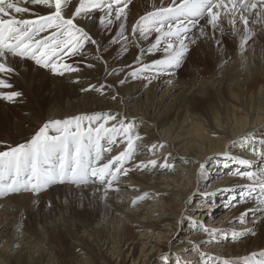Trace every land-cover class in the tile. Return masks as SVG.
Returning <instances> with one entry per match:
<instances>
[{"label": "bare ground", "instance_id": "1", "mask_svg": "<svg viewBox=\"0 0 264 264\" xmlns=\"http://www.w3.org/2000/svg\"><path fill=\"white\" fill-rule=\"evenodd\" d=\"M78 3L79 0H71L65 10L66 14L70 15ZM160 4L161 0H133L127 9L126 23H131L132 26L138 18ZM26 6L39 14L49 12L42 6ZM97 15L98 12H94L92 20L87 21L88 30L100 44L99 55L108 56L115 46H107L106 42L110 37H104L103 34L105 31L110 34L115 29V24L106 30L100 26ZM24 18L34 17L25 14ZM78 22L85 23L84 20ZM257 28L264 30V24H257ZM118 32L119 25L114 33L115 37ZM139 46L132 56L125 55L126 52L120 49L113 58L103 57L107 61L108 71L115 70L119 73L108 75L104 63L96 59L95 46L88 45L85 50L87 59L78 57L75 62L82 69L80 72L51 78L54 86L51 88L47 111L43 114L30 111L22 120L11 114H0V126L4 130L0 139L4 138L9 146H16L29 141L48 121L84 114L118 113V119L126 117L127 120L137 121V130L143 140L139 143L136 161L157 159L163 162L167 157L174 169L162 170L158 166L151 171L132 172L128 177L122 178L118 185L122 190L119 193L110 192L106 201L100 199L101 193H96L93 197L94 186L75 189L69 185H53L46 192L50 194V199H54L55 204L58 203V208L40 220L30 219L36 205L33 200H37L31 193L0 198V264H114L112 262H117L118 259L119 264H123L129 257L133 259L132 264H177L178 261H182V264H198L200 251L204 250L209 251L205 253L213 257L231 260H240L253 252L264 250V245L261 247L264 236L258 232L250 245L247 241L233 246L231 243L222 244L226 241L223 238L217 243L207 244L205 241L208 237L188 219L192 213L184 212L186 208L197 212L195 218L191 216L192 219L228 233L234 228L247 225L255 229L259 226V223L252 222V213L248 211L257 208V200L248 196L247 192H244L246 199H241L243 185L248 183L246 179L237 188H222L232 189L231 191L215 189L208 197L205 195L209 188L212 189L217 184L212 182L234 184L240 179V176L236 179L238 170H248L232 160H225L222 156L224 152H228L233 158L250 160L253 170L264 167V161L252 152V147L259 149L260 145L242 147L239 143L241 137L249 133H254L257 139L264 137V48L259 49L258 57V53L255 55L250 48L241 54L237 45V48L232 47L228 51L225 49L226 57H223L214 50V46L210 48L199 43L192 48L196 50V54L204 56L199 62H204L206 56H209L207 60L212 67L201 73L205 76L211 72L209 79L199 78L198 74L193 75L192 72L187 78L181 79L176 72L175 76L165 74L153 79L147 87L143 85L146 81L131 79L128 81L130 84L127 82L120 85L119 80L141 67L142 61H150L152 58L153 54L148 53L151 44L144 42ZM137 56H142V59L137 61ZM87 62L96 67L86 68ZM8 63L18 73L11 76L18 88H4L0 92H26L28 83L25 75L38 79L41 74H47H44L45 70L42 68H37L34 72L31 61L9 57ZM28 63H31L32 68ZM18 70L25 75H21ZM218 77L221 80H217ZM76 79H79V83L73 82ZM169 80L172 81L171 84ZM102 85L111 86L104 88L103 95L96 91ZM186 85L189 86L187 90L184 88ZM89 86L95 87L89 91L82 90ZM143 93L145 100H142ZM113 95L117 96L115 100L112 99ZM15 103L16 106L12 108L17 107L18 102ZM0 104L4 108L9 107L1 101ZM18 108L17 111H22ZM42 115L44 119L34 128L26 130L19 124L21 121L34 124ZM160 143L167 147L153 156L148 147ZM122 147L123 145L120 149L114 148L111 155L117 154ZM200 164L209 165L203 177L198 175ZM133 187L138 191H134ZM145 192L150 194V198L132 207L131 200ZM217 193L223 198L216 203L210 196ZM189 199L196 203L189 204ZM241 203L245 204L240 205ZM219 205L223 208L224 205H230V208L224 215L215 218ZM246 212L250 223L241 225V214ZM262 217L264 219V216L260 219ZM182 223L190 234L185 232L179 241L187 243L185 247L182 246L183 249L191 248L193 251L188 262L179 255L178 249L164 255L168 253L167 245ZM88 237H94L93 250L86 246ZM61 240H67L68 246L64 249V254L60 255L58 253L62 249L58 252L56 247L59 244L56 246V243L62 242ZM135 240L143 241L139 244V255L136 246L138 242L134 244ZM131 246L132 252L126 256L124 251ZM178 246L179 243L175 247Z\"/></svg>", "mask_w": 264, "mask_h": 264}, {"label": "snow or ice", "instance_id": "2", "mask_svg": "<svg viewBox=\"0 0 264 264\" xmlns=\"http://www.w3.org/2000/svg\"><path fill=\"white\" fill-rule=\"evenodd\" d=\"M70 2L0 0V76L18 75L16 69L9 66V57L31 61L53 76L78 73L82 69L75 63H69L66 58L80 57L86 60L88 45L95 46L96 59L104 63L108 75H119L115 70L108 71L107 61L99 55L100 44L88 30L87 21L92 20V14L96 11L101 13L99 24L106 30L114 21H120L119 32L111 43H121V50L127 52L129 37L125 35V26L127 9L132 0H79L74 11L67 15L65 10ZM26 5L42 6L49 12L39 14ZM253 12L256 19H252ZM25 14L34 18H24ZM78 18L85 23H79ZM257 23L264 24V0H170L167 5L161 0L159 7L154 6L152 11L142 15L132 25L131 31L133 43L136 39H149L155 33L148 53L162 52L163 58L143 64L118 83L123 85L129 79L144 80L147 87L161 75L175 76L176 70L199 41L212 40L217 45V52L220 51L219 46L226 34L225 25L231 35L238 38V48L242 54L256 35L252 25ZM136 46L139 47L138 44ZM141 59L142 56L136 57L137 61ZM85 67L93 69L96 65L87 62ZM73 82L79 83V79ZM169 83L172 81L169 80ZM12 87L8 80L0 78V89ZM93 87L82 90L89 91ZM105 87L111 86L102 85L96 91L103 95ZM22 95L20 91L0 92V100L15 103ZM116 98V95L112 96V99ZM118 116V113H93L48 121L29 141L0 151V198L27 193L38 197L53 185H69L75 189L94 186L93 197L101 193L100 199L106 201L110 192L119 193L122 190L118 185L122 178L132 172L151 171L158 166L162 170L174 169L167 157L163 162L157 159L137 162L139 143L143 140L137 130V121L127 120L126 117L118 119ZM239 143L242 147L260 145L259 149L252 147V152L264 161V137L257 139L254 133H249L241 137ZM121 145L122 150L111 155L114 148L120 149ZM166 147L163 143L151 144L148 151L155 156ZM222 156L248 169L236 175L248 181L243 185L241 199H246L244 192H247L248 196L257 200V208L248 211L252 213V222L258 224L260 217L256 215L257 209L264 215V167L253 170L252 162L248 159L233 158L228 152L222 153ZM204 172L205 165L200 164L198 175L203 177ZM133 190L138 191L134 187ZM149 198V193H142L131 200V206L135 207ZM37 203L34 199L33 204ZM188 203L191 204L192 200L189 199ZM247 216V212L241 214V225L247 224ZM189 221L208 237L205 241L207 244L217 243L221 238L237 241L247 235H256L255 228L245 227L242 231L233 229L228 233L209 228L202 221L192 218ZM198 264H264V250L240 260L213 257L200 251Z\"/></svg>", "mask_w": 264, "mask_h": 264}, {"label": "rangeland", "instance_id": "3", "mask_svg": "<svg viewBox=\"0 0 264 264\" xmlns=\"http://www.w3.org/2000/svg\"><path fill=\"white\" fill-rule=\"evenodd\" d=\"M133 1V0H132ZM170 2V0H163V3L165 4V5H167L168 3ZM156 7V6H155ZM98 12V15H97V18L99 19V15H101V13L99 12V11H96V13ZM145 15V14H144ZM139 19V18H138ZM137 19V20H138ZM252 19H256V16H255V12H253V16H252ZM78 20L80 21V20H82V19H79L78 18ZM203 23V22H202ZM114 24H115V26H114V30L109 34H107L106 33V31L104 32V37H106V36H108V38L110 37V39L108 40V42H106V45L107 46H115V48H113L112 49V51L110 52L109 51V55L108 56H103V57H105L106 59L108 58V57H111V58H113L114 56H116L118 53H119V51H120V49H121V43H117V44H113V43H111V40L115 37V30H116V32H117V29H118V25H120V21H114ZM131 23H126V26H125V35H127L128 37H129V44H128V51L125 53V55H129V54H131V56L132 55H134L135 53H136V49L137 48H139V47H137V46H135L134 47V45L136 44L137 45V43H138V45L139 44H141L142 45V43H144L145 42V44H151L152 42H154V40H155V33H153L152 34V36L149 38V39H136V41H135V43H133L132 42V40H133V37H132V26L130 25ZM257 24H261V23H257ZM257 24H254V25H252V27H253V29L256 31V35L253 37V39L251 40V41H249V43H248V45H246V49L245 50H247L248 48H250V50H252V52L256 55L257 53H258V57H259V54H260V52H259V49L260 48H264V30H261V29H258L257 28ZM261 25H263V24H261ZM117 27V28H116ZM225 27H226V34L223 36V38H222V43L223 44H221L219 47H220V51L219 52H217V45L215 44V42L214 41H212V40H203V41H199L198 42V44L200 43V44H202V45H204V46H207V47H210V48H212L213 46H214V50L217 52V53H219L220 55H222L223 57H226V53L224 52L225 51V49L228 51V49L229 50H231L230 48H232V47H235V48H237V45H238V43H239V41H238V38L237 37H234V36H232L231 35V33H230V29H228L227 28V26L225 25ZM129 31V32H128ZM131 33V34H130ZM131 35V36H130ZM138 35V34H137ZM227 36V37H226ZM107 39V38H106ZM133 45V46H132ZM224 45V46H223ZM196 49H198V48H196ZM249 50V51H250ZM230 52V51H229ZM159 53V54H158ZM158 53H153V55H152V58L150 59V61H148V59H145L144 61H142V65L143 64H151L154 60H157V59H161V58H163V53L162 52H158ZM161 53V54H160ZM216 53V54H217ZM245 53V52H244ZM214 54V53H213ZM155 55H157V56H155ZM211 55H212V53H211ZM130 56V57H131ZM154 56V57H153ZM204 56L202 55H200L199 53L198 54H196V50H194V48H192V51L188 54V57H187V59L185 60V62L183 63V65L179 68V69H177L176 70V72H178L177 74L180 76V78L182 79V78H187L188 77V74L190 73V72H192L193 73V75H196V74H198V77L199 78H205V79H209V77H211L212 76V73L211 72H209L208 74H206L205 76L203 75V74H201L202 72H205L206 71V69L207 68H209V67H212L211 65H210V62L207 60L208 59V55L206 56V59L204 60V62H199L202 58H203ZM67 60H68V62L69 63H75V62H77V60H78V57H76V58H66ZM196 61V62H195ZM198 61V62H197ZM206 61V62H205ZM29 62V61H28ZM33 63V62H32ZM204 64H206V65H204ZM141 65V66H142ZM28 66L30 67V68H32V66H34L33 68H34V72L37 70V66H35V65H32L31 66V63H28ZM225 66H226V64H225ZM121 68V67H120ZM119 68V69H120ZM44 70V69H43ZM121 70V69H120ZM18 72L21 74V75H25V74H23V71H21V70H18ZM47 73V74H46ZM27 74V73H26ZM44 74H46L45 76L44 75H40L39 76V78L37 79V78H32V76H29V75H25L26 76V82L28 83V89H26L27 91L25 92L24 90L23 91H20V92H24L23 93V95H22V97L21 98H19L18 99V104H17V107H13L12 108V106H16V103L14 104V103H9V102H7V101H4V100H0L1 102H3L4 104H6V105H8L9 107H7V108H4L1 104H0V114L2 113V114H11L12 116H14V118H19V119H21L22 120V118H24L25 116H28L29 115V113L28 112H30V111H35L37 114H43L44 113V111H47V109L49 108L48 106H49V103H50V101H49V96H50V92H51V88L54 86L53 85V82L51 81V78L53 77V75L49 72V71H44ZM28 76H29V78H28ZM219 76V75H218ZM0 78H4V79H6V80H8V82L10 83V84H12L13 85V88L14 89H16V88H18L17 87V85H16V83H15V81L14 80H12V78L11 77H8V76H6V75H4V76H0ZM202 78V79H203ZM102 79V78H101ZM41 80V81H40ZM187 80V79H186ZM217 80H221V78L220 77H218L217 78ZM144 81V80H143ZM127 84H130L129 82L127 83ZM146 84V82L143 84V85H145ZM189 86L188 85H186L184 88H186V90L187 89H189L188 88ZM6 89H10V88H6ZM13 89V90H14ZM25 93H27L26 95H25ZM28 95V96H27ZM159 95V94H158ZM28 97V98H27ZM146 99V97H145V93H143V95H142V100H145ZM156 102H157V100H156ZM24 103V104H23ZM38 103V104H37ZM20 104V105H19ZM39 104H40V107H39ZM27 105H29V106H27ZM19 107V108H18ZM19 109V110H22V111H17L16 109ZM32 108H34V109H32ZM130 110L132 111L133 110V107L132 108H130ZM24 111V112H23ZM26 111V112H25ZM44 116L42 115V117H38V119H36V121L35 122H33L34 124H31V123H25L24 121H21L19 124L23 127V129H26V130H28V129H30V128H34V127H36L37 125H38V123H40L39 121H41V120H43L44 118H43ZM0 125H1V123H0ZM4 134V130L2 129V126H0V135H3ZM12 134V133H11ZM15 136V135H14ZM16 137V136H15ZM21 139H23V137H20ZM20 138L18 139V140H20ZM4 138H1L0 139V151H3V150H5L9 145V142L7 143L5 140H3ZM18 140H16V141H18ZM5 145V146H4ZM5 148H4V147ZM231 149V148H230ZM229 149V150H230ZM139 152V151H138ZM256 165H258V166H261L260 164H256ZM208 164L207 165H205V172H206V170H208L207 168H208ZM239 172H244L245 171V169L244 170H241V168L238 170ZM231 173V172H230ZM235 173H237V172H235ZM208 175L210 176V171H208ZM214 177V176H213ZM216 178H221V177H216ZM239 178V176L238 175H236V179H238ZM245 182V179H242L241 177H240V179L237 181V182H234V184H230L229 182H227V183H229V184H224L223 182H221V184L220 183H218V182H212V184L214 183H217V184H215V186L212 188V189H210L209 188V190L206 192V194L207 195H205L206 197H208V195L210 194V192H212V191H214L215 189H222V188H226V187H228V186H234L235 188H237V185H240V184H242V183H244ZM226 183V182H225ZM52 187H54V186H52ZM206 189H207V187H206ZM48 191V190H47ZM218 192V191H217ZM201 193V192H200ZM220 194L219 193H217L216 195H214V196H210V198H212L213 199V201L214 202H219L223 197H221V196H219ZM37 198V200H38V203L35 205V207H34V212H31L32 214H31V217H30V219H34V218H38L39 220L40 219H45L46 217H48L49 215H51L52 214V212H55L56 210H57V208H58V203H54V199L52 198V199H50V194L49 193H47L46 191L43 193H41L38 197H36ZM3 199V198H2ZM251 199H249V201H250ZM252 201V200H251ZM49 202H50V204H51V206L49 207ZM196 202H194L193 203V201H192V203H191V205H193V204H195ZM244 205L245 203H241L240 205ZM237 205V204H236ZM221 205H219V208H218V213L216 214V216H215V218H218V217H220V216H222V215H224V212H226L229 208H230V205H227L226 207H225V205H224V208H223V206H221ZM38 208V209H37ZM191 212L192 213V215L191 216H194V218H195V216H196V214H197V212H194V211H191L190 209H185L184 210V212ZM190 213V214H191ZM185 214V213H184ZM256 215L258 216H264V215H262L261 213H260V211L257 209V213H256ZM191 216H190V218H191ZM188 219H189V217H188ZM250 220H248V222L247 223H250L249 222ZM264 219H263V217L260 219V222H259V226H258V228L257 229H255V231H256V235H247V236H245V237H243V238H241V239H238L237 241H232L231 239H227L226 241H225V243L223 242L222 244H230V245H236V244H240L241 242V244H244L246 241H247V244H249V243H252L251 241H253V239H254V237H257L258 236V234H261L262 236H264ZM262 225V226H261ZM246 227V226H245ZM245 227H242V228H234L235 230H237V231H242ZM247 227L248 228H251V227H249L248 225H247ZM263 227V228H262ZM132 228H134V227H132ZM210 228V227H209ZM186 229V225L184 224V223H182V226H180V228L178 229V231H177V233H176V235L174 236V238L172 239V240H170V243L167 245V247H168V249H169V251H168V253H165L164 255H167V254H171V252L172 251H175V250H173V249H178V252L180 253L179 255L180 256H182V257H184V258H186V260H185V262H188L189 260H191V257H190V254H192V250H191V248L189 249V248H187V249H183L184 247H185V244H187V243H184V242H180L179 240L181 239V237L184 235V233L185 234H188L189 232L188 231H186L185 230ZM233 230V229H232ZM135 232H139V231H136L135 230ZM257 232H258V234H257ZM193 233V232H192ZM190 234V233H189ZM253 237V238H252ZM93 239H94V237L92 238V237H88L87 239H86V246L87 247H91V249L93 250L94 249V241H93ZM247 239V240H246ZM220 240H222V238L220 239ZM62 241V240H61ZM58 243H56V246H57V244H59V246H57L56 247V249L58 250V252H60L61 251V249H62V251H61V253H58V254H64V249L68 246V241L67 240H63L62 242H60V241H57ZM135 242H138L137 243V248H138V255H139V252H140V250H141V248L139 247V244H142L143 243V241H141V240H135L134 241V244H135ZM262 242V241H261ZM263 242H264V237H263ZM178 243H179V245L180 246H178V247H175V246H177L178 245ZM189 243V242H188ZM221 243V242H220ZM184 245V247H182ZM250 245V244H249ZM263 245H264V243L263 244H261V247H263ZM59 247H60V249H59ZM126 249V247H124L123 248V250H125ZM60 250V251H59ZM132 252V246L131 247H129L128 249H126V251H124V253H126V256L127 255H129V253H131ZM204 252H209V251H207V250H204ZM109 256H110V254H109ZM188 256V257H187ZM179 258V257H178ZM115 260V259H114ZM132 260L133 259H131L130 257L129 258H126L125 260H124V262H123V264H132ZM161 261V260H160ZM112 263H114V264H119V259L117 260V262H112ZM181 264H182V261L180 262ZM171 264H174V263H171Z\"/></svg>", "mask_w": 264, "mask_h": 264}]
</instances>
